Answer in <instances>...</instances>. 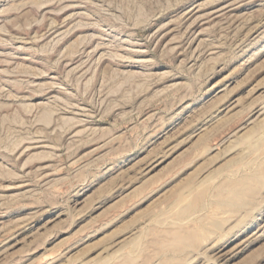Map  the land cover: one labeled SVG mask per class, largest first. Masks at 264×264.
I'll list each match as a JSON object with an SVG mask.
<instances>
[{"label": "rangeland", "instance_id": "374dc122", "mask_svg": "<svg viewBox=\"0 0 264 264\" xmlns=\"http://www.w3.org/2000/svg\"><path fill=\"white\" fill-rule=\"evenodd\" d=\"M0 264H264V0H0Z\"/></svg>", "mask_w": 264, "mask_h": 264}, {"label": "bare ground", "instance_id": "6f19581e", "mask_svg": "<svg viewBox=\"0 0 264 264\" xmlns=\"http://www.w3.org/2000/svg\"><path fill=\"white\" fill-rule=\"evenodd\" d=\"M226 12V11H225ZM223 13V12H222ZM247 138V139H246ZM246 138H245V140H248V137H247V135H246ZM190 233L191 232H189V234L187 235V236H185V235H181V234H178V235H175L176 237H174V238H177V239H184V238H186V237H189L190 238ZM173 235V236H174ZM191 235H192V233H191ZM192 238V237H191Z\"/></svg>", "mask_w": 264, "mask_h": 264}]
</instances>
